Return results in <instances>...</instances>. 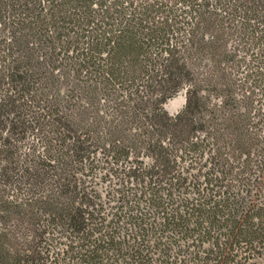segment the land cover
Wrapping results in <instances>:
<instances>
[{"label":"trees","instance_id":"1","mask_svg":"<svg viewBox=\"0 0 264 264\" xmlns=\"http://www.w3.org/2000/svg\"><path fill=\"white\" fill-rule=\"evenodd\" d=\"M0 264H264V0H0Z\"/></svg>","mask_w":264,"mask_h":264},{"label":"rangeland","instance_id":"2","mask_svg":"<svg viewBox=\"0 0 264 264\" xmlns=\"http://www.w3.org/2000/svg\"><path fill=\"white\" fill-rule=\"evenodd\" d=\"M183 100V90H179L174 96L170 97L164 102L163 108L167 111V113L174 114L182 106Z\"/></svg>","mask_w":264,"mask_h":264}]
</instances>
